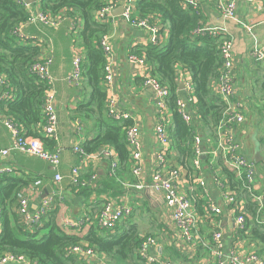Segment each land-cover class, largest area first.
<instances>
[{
	"label": "crops",
	"instance_id": "obj_1",
	"mask_svg": "<svg viewBox=\"0 0 264 264\" xmlns=\"http://www.w3.org/2000/svg\"><path fill=\"white\" fill-rule=\"evenodd\" d=\"M24 1L28 11L39 7L40 0ZM196 2L202 16L201 24L223 32L234 41L236 60L234 83L238 90L237 99L242 104L245 116L242 124L231 125L220 134L216 131L215 140L208 139V151H205L200 156L201 159L199 157L195 162L197 170L195 176H188V172L180 166L182 188L193 192L196 213L199 205L206 210L204 214L197 213L201 219L200 233L205 242L204 245L193 250L183 241L178 228L172 221L163 193L152 186V175L157 166L159 150V142L155 135L158 110L152 88L143 83L144 76L151 70L144 59H142L143 62L137 63L128 60L130 55H136L134 52L138 50V47L155 44L156 38H159L158 43L164 41L168 37L169 30L162 27L161 34L156 36L145 28L133 26L123 18L122 4L113 12V19L110 22L109 35L113 54L109 65L113 80L110 88L105 85L106 94L107 99H115L118 111L124 115L119 121L130 122L131 125L136 124L139 127L143 146L144 175L138 179L128 170L121 177L112 179L109 174L111 164L114 160L118 162L113 148L112 157L103 159L91 156L83 158L73 151L75 145H85L98 135V130L92 121H86L78 116L79 106L88 102L90 97L83 75L79 81L70 79L74 70L75 57L82 55L84 58V47L80 45V39L76 38L79 31L83 29L81 20L62 16L64 19L58 26L43 23L25 24L20 28V38L33 42L41 49L37 61H44L47 58L52 60L50 73L53 77L52 90L58 115V142L55 143L52 151L59 149L61 153L60 164L56 171H52L47 162L29 157L19 151H13L0 163L2 168H12L14 170L12 175H16L26 184L20 198L23 196L32 198V212L37 210L43 198L55 196L53 210H56V214H53V221L67 234L83 238L94 226L93 224L75 230L68 228L65 222L78 220L86 215L95 218L102 209L103 202L111 201L118 205L126 204L132 207L131 216L118 225L117 232L123 233L128 228L135 227L139 236H151L157 243L150 248L149 254L168 260L171 264H214L210 244L215 231H220L222 234L226 255L235 250L241 256L255 252L264 258L263 245L249 241L245 233L236 235L235 213L230 211V206L220 202L223 188L218 182H224L227 190L230 188L227 186V180H222V167L214 166L218 160L223 167L231 170L225 163L224 148L227 146L228 137H232L239 143L242 154L254 163H256V153H260L261 164H257L254 193L264 192V61L257 62L251 56L254 50L264 48V0H238L234 18H227L219 12L217 0H196ZM156 23L162 26L160 22ZM179 70L180 84L190 80L186 72L181 68ZM214 85L215 83L212 84L213 87ZM9 92L0 86V96ZM189 111L191 112L190 107ZM4 116L6 115L0 111V147L10 148L12 138L2 123ZM207 156L210 157L209 162L204 160ZM79 165L81 179L90 181V184L84 188L74 186L70 180L71 170ZM56 174L62 176L60 183L55 181ZM5 175L9 176V174ZM92 176H95L94 179ZM199 179H204L206 182L208 199L199 189ZM242 193L236 192V195L250 221L252 215L247 210L248 204L258 207L259 205L249 193L245 192L251 199ZM198 198H201L202 203L197 202ZM209 202L222 209L221 215H213L215 220L205 218ZM262 211L258 210L260 217L264 218ZM248 230L249 228L246 231ZM248 234L249 231L246 233L247 237ZM80 257L89 261V264H99L86 255ZM20 264L38 263L26 261ZM123 264L142 263L135 259L127 260Z\"/></svg>",
	"mask_w": 264,
	"mask_h": 264
},
{
	"label": "trees",
	"instance_id": "obj_2",
	"mask_svg": "<svg viewBox=\"0 0 264 264\" xmlns=\"http://www.w3.org/2000/svg\"><path fill=\"white\" fill-rule=\"evenodd\" d=\"M111 1L113 0H40L39 8L52 18L67 16L83 23V29L76 38L80 39L79 43L84 47L83 79L90 97L88 102L79 106L78 116L92 121L98 135L82 147L87 155L113 148L118 157V168L114 175H111L110 168L109 174L112 179H116L128 170L132 174L126 138V129L132 125L130 122L121 123L114 120L107 113V63L100 40L104 35L110 34L111 26L97 22L95 14ZM136 14L141 18L158 19L161 27L169 30L168 39L147 47H138L134 54L144 58L153 76L170 90V158L175 165L183 167L188 176L193 177L197 173L194 136L196 133L202 136L203 149L208 151V139L215 140L216 131L227 107L212 86L218 79L223 65L220 50L223 40L221 37L196 33V30L203 26L201 12L199 8L193 9L185 0H138ZM28 19L29 13L24 3L19 0H0V75L6 77L7 86L4 89L10 91L12 96L1 104L0 111L12 116L29 136L40 138L46 148L52 151L56 142L42 132V126L45 124L42 107L47 88L30 72L31 64L38 62L41 49L16 34V30ZM180 68L190 76L193 86L195 100L190 105L193 113L191 126L185 122L177 107L179 99L187 98L185 91L180 89ZM204 160L209 162L210 157L207 156ZM214 166L222 167V180H227L230 189L238 193L244 192V195L248 193L233 171L223 167L218 160ZM25 185L22 179L14 174H0V258L11 253L23 255L38 264H89V261L79 255L68 252L75 246L87 245L102 255L108 264H123L127 260L135 259L147 264L140 255V249L149 236H139L135 227L118 233L117 227L115 230H107L94 225L83 238H79L67 234L55 224L52 218L56 210H52L44 218L42 226L29 227L18 213L20 195ZM197 202L202 203L201 198H198ZM247 207L252 220H247L248 237V231L243 233L249 241L264 246V224L258 222V219L262 218L258 212L259 207L253 204H248ZM205 211L199 205L197 213L204 214ZM208 216L215 220L209 211L205 218L210 220Z\"/></svg>",
	"mask_w": 264,
	"mask_h": 264
},
{
	"label": "built area",
	"instance_id": "obj_3",
	"mask_svg": "<svg viewBox=\"0 0 264 264\" xmlns=\"http://www.w3.org/2000/svg\"><path fill=\"white\" fill-rule=\"evenodd\" d=\"M25 4L24 0H19ZM138 0H113L106 4L95 14L97 22L102 24H110L113 19V12L116 8L122 4L123 6V18L131 23L133 26L145 28L152 32L156 36L161 31V26L156 22L158 19L152 20L151 18H141L136 14V3ZM189 6L193 9H198L196 0H185ZM238 0H217V9L219 12L227 18H234L236 16V6ZM27 8V7H26ZM28 11V9H27ZM29 19L25 24H37L43 23L49 26H58L62 23V17L52 18L49 14H45L38 7L36 10H30ZM24 24V25H25ZM16 34L21 37L20 28ZM197 34H207L212 37H221L222 44L220 46L221 55L223 59V65L220 70L218 79L214 82V91L226 104V111L223 120H221L218 126V133L220 134L224 129L231 125H239L245 121V116L242 109L241 102L237 99L238 90L234 83L236 60H235V46L234 41L223 34V32L210 29L204 25L196 30ZM159 38L154 41L158 44ZM100 47L105 55L106 59V73H105V85L110 88L113 80V76L110 68V58L113 54V47L110 35H104L100 40ZM251 56L257 62L264 61V48L256 49L251 53ZM144 58H139L135 55H130L128 60L132 63L143 62ZM83 56L78 55L73 61L74 70L70 79L79 81L83 75L82 63ZM145 60V59H144ZM52 60L47 58L44 61H38L30 66V72L37 76L41 82L46 85L47 91L43 101L42 116L44 117L45 124L42 126V132L51 140L58 142V115L55 108V95L52 90L53 77L50 73V65ZM150 68V67H149ZM151 70V68H150ZM145 86H149L153 90L154 100L156 102L158 110L157 124L155 128V135L159 142V150L157 151V166L154 174L152 175V186L163 193L165 202L170 210L172 221L178 228L181 238L185 243L190 245L193 250L198 246L204 245L203 238L200 233L201 219L196 213L195 209V197L192 191H186L182 188V173L180 166L174 164L170 158L171 140L168 135V123L170 120V112L168 108V99L170 97V90L167 86L163 85L160 80L153 76L150 71L143 78ZM184 90L186 91L187 98H181L178 100V111L184 118L188 125H193V113L189 111L190 105L194 103L193 86L191 80H187L184 83ZM0 86L6 88L7 79L4 75H0ZM11 93H5L0 96V109L1 104L4 101L10 99ZM107 113L114 120H121L122 115L117 109V103L115 99H107ZM3 125L9 131L12 138V145L10 148L0 147V163L3 159L11 155L13 151H19L29 157L41 159L48 163L52 171H56L60 164V151L56 149L51 151L45 147L43 140L29 136L24 128L20 126L12 116H4L2 119ZM126 138L128 142V150L132 162L133 175L141 179L144 175V162H143V146L140 137V130L136 124H133L126 129ZM195 150L196 158L198 159L205 153L203 149V138L199 133L195 136ZM225 163L226 165L237 175L242 181L244 189L253 196L255 202L259 205V212L264 207V192L260 194L254 193V185L257 175V164L249 160L242 154L241 147L232 137H228L227 146L224 148ZM73 151L80 156L93 157L103 159L104 157H112V149H104L100 153L86 154L82 145L77 144L73 147ZM196 159V160H197ZM196 162V161H195ZM112 173L115 174L118 168V162L115 160L112 162ZM14 170L12 168L0 167V174H12ZM93 179L95 176H92ZM71 183L74 186L86 187L90 184V181H84L81 179V166H75L71 170L70 176ZM55 181L60 183L62 176L56 174ZM219 185L223 188L221 191L220 202L225 206H230V211L235 213V233L239 235L246 230L248 224V214H246L244 207L238 200L236 192L231 189H226L225 183L220 181ZM198 184L202 195L208 199V190L204 179H199ZM229 188V187H228ZM30 196H23L20 198L18 213L22 217L24 223L29 227L42 226L43 220L53 210L55 196H47L41 200L37 210L31 211ZM1 202V192H0ZM207 210L213 215H221V207H215L211 202L207 205ZM132 214V207L129 205H118L114 202H106L103 204L102 209L98 213L97 217L93 218L90 215H86L78 220H68L65 222L68 228L80 230L87 225H96L101 229L115 230L118 225L128 219ZM2 215V208L0 205V218ZM211 218V217H209ZM260 224H264V218L258 219ZM157 241L149 237L140 249V255L147 261V264H171L168 260L159 259L158 256L149 254V250L152 246H155ZM211 256L214 258V264H264V258L255 252L248 253L245 256H241L237 251H232L229 255L224 253V246L222 243V234L220 231H215L212 236L210 244ZM70 254H76L79 256L86 255L91 260L98 262L99 264H108L105 258L97 254L93 249L88 248L86 245L75 246L68 251ZM26 261H31L23 255H15L7 253L0 258V264H20ZM36 263V262H34ZM92 264V263H91Z\"/></svg>",
	"mask_w": 264,
	"mask_h": 264
},
{
	"label": "water",
	"instance_id": "obj_4",
	"mask_svg": "<svg viewBox=\"0 0 264 264\" xmlns=\"http://www.w3.org/2000/svg\"><path fill=\"white\" fill-rule=\"evenodd\" d=\"M121 9H122V12H121V13L123 14V11H124V10H123V8H121ZM180 89H181V90L184 89V84H180ZM260 161H261V156H260V153L257 152V153H256V164H261Z\"/></svg>",
	"mask_w": 264,
	"mask_h": 264
},
{
	"label": "rangeland",
	"instance_id": "obj_5",
	"mask_svg": "<svg viewBox=\"0 0 264 264\" xmlns=\"http://www.w3.org/2000/svg\"><path fill=\"white\" fill-rule=\"evenodd\" d=\"M122 222H123V221H122ZM122 222H121V223H122Z\"/></svg>",
	"mask_w": 264,
	"mask_h": 264
}]
</instances>
